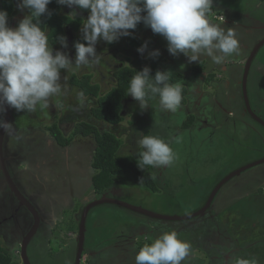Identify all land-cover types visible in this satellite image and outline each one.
<instances>
[{
	"label": "rangeland",
	"instance_id": "rangeland-1",
	"mask_svg": "<svg viewBox=\"0 0 264 264\" xmlns=\"http://www.w3.org/2000/svg\"><path fill=\"white\" fill-rule=\"evenodd\" d=\"M230 0H223V4L226 5L227 2ZM260 1V0H259ZM258 0H236L235 4L231 3L234 6V10L232 8V5L228 3L226 5V18L227 20L230 18L235 19L237 25H229L224 24L226 23V20L224 22H217V24H221L224 27H231L239 40L240 46L242 45L240 41L243 39L247 41L250 45L252 44V36L248 34V28L244 27L249 21L247 20L245 10L249 9V13L252 14V16L259 15L261 20L264 21V4H260L258 7L256 4ZM236 3H238V6H236ZM218 5H220V0H213V6L211 9V12L209 14V19L213 22L215 19V15H218L214 11V8H216ZM66 7V5H63L61 9ZM214 7V8H213ZM257 7V9L255 8ZM27 14V10L24 9L22 11V16ZM68 14L70 16H73L71 12L68 11ZM82 15V14H81ZM77 16V15H76ZM88 16V15H87ZM86 16V17H87ZM86 19V18H84ZM84 22V21H83ZM82 27V25H81ZM263 30H260L259 32L256 31L255 36H259L262 34ZM161 41V46L164 47L163 49L167 50V41L161 36L159 38ZM104 42V50L106 54H110L113 59H111V63H113V66L116 64H119V61H123L126 57V54L124 55V40L123 37H121L119 40L109 44L105 41ZM96 46H99V43L96 44ZM95 46V47H96ZM57 46L53 45V51L54 48ZM100 47H96V51H98ZM56 50V49H55ZM241 50V47H240ZM119 52V53H118ZM168 52V50H167ZM113 54V55H112ZM169 54V52L167 53ZM134 56V55H132ZM147 56V55H146ZM238 55H233L230 57H227L226 60L230 62H233ZM145 59V57H144ZM119 60V61H118ZM180 63L184 66V68H180L179 65H176V63ZM185 62V63H184ZM203 62L204 64V57L201 58L199 61L189 62L187 57L183 54H179L177 56H173L169 54V59H166V62L163 64L164 70L170 69L171 71L175 72H181L185 76L183 77V80H181L180 83L187 86V83L192 81L193 73L191 70V66L194 64H199ZM214 64V67H208L210 65ZM218 64L212 63L211 60H209L208 64L205 67L204 75L209 73L210 70L215 72L214 77L218 78L220 76L222 78L223 73L220 69L217 68ZM107 67L103 63V67ZM103 67H97V64H93L91 66H87L85 69L82 68L80 70H77L75 72H69L66 74L65 77V71L61 70V76H62V85L67 89L66 92H63L60 95H54L49 98L48 105L42 106L41 104H38L35 111L33 112H26V111H15L14 115V125L17 126L18 124L26 125L27 127L31 125V127L34 125L36 126L35 131L32 132L34 136V142L40 146L41 149L46 151V156L50 154V152L45 147V143L47 140H50L51 138H47L46 135L42 133L43 129H47L48 127L52 126L53 124H57L61 121H59V117L63 115V117H66V114L70 116L71 119H77V120H83L88 114V110L90 108V104L87 103L86 99L81 101L78 97V94L73 93L70 89L69 85V79L70 77L75 75H81L83 72H95V79L93 82L100 83L98 79L104 80L103 83H100L101 92H105V89H110L112 82L110 80V77L112 76L111 71L113 69L109 70L104 69ZM249 81H248V98L249 102L251 104V110L260 113V116H263L264 118V45L260 48V50L257 52L254 60L252 69L250 71ZM227 77V74H225ZM188 80H187V78ZM224 79V78H223ZM225 80V79H224ZM223 84V83H222ZM203 88L207 90L210 94L213 95L214 90L212 88V84L210 85V81H207V77H205V82L203 83ZM70 94V95H69ZM71 96L74 97L72 102L67 103V97ZM77 97V98H75ZM158 99H155L150 102L152 106H155L158 102ZM240 104H238L243 111H245V108H242V105H245L242 100H239ZM136 106H139L136 105ZM223 108H227V106H222ZM137 112H140L138 109ZM177 112V111H176ZM155 113L154 108L152 109L151 116L153 117ZM225 114V113H224ZM2 115V112L0 111V118ZM78 115V117H76ZM41 116V119H39ZM245 119L251 123H253L257 130L259 132H262L264 134V126L258 124L255 122L252 116L246 115L244 116ZM62 118V117H61ZM69 118V117H67ZM87 118V117H86ZM154 118V117H153ZM33 122H31V120ZM264 120V119H263ZM169 120L160 119L159 124L164 125L167 124ZM24 122V123H23ZM30 122V124L28 123ZM63 124V122H61ZM12 125V120H11ZM23 126V127H24ZM34 127V126H33ZM10 131L12 130V126L9 127ZM24 130V129H23ZM8 131L5 142H4V155L10 154V150L8 148V142H7V136L11 135V132ZM225 131H228V129H224V127L221 129V131H218L215 135L212 134L211 137L208 138L207 132H203L199 135H194V140L192 142H188L187 139L184 137V139H173L170 138L169 141L171 142L170 146L172 147L173 151L176 154V159H178V163L181 165V167L175 168V163H173L171 167V178H169V184L170 186L174 187L176 190L174 192V198L171 197V190L172 188L169 186L170 194H168L166 191L159 190L161 194L154 193L149 191V189L145 186L144 183L139 184V181H133V179L129 178L127 181V185L131 187L130 197H128L129 200H133L136 203L142 204V206L146 209L152 210L156 213L162 214V215H169L172 213L173 215H188L191 214L198 209H200L205 202L207 201L208 197L212 193L213 189L217 187L221 180L231 174L234 170L241 167L242 165H247L252 162H255L257 160L261 159V152L256 150H251L256 143H260L258 141V136L254 135L252 133V137L247 139H242L241 137L232 136L231 141L230 138L225 137L223 134H225ZM252 132V131H251ZM174 135L177 134V131L173 129ZM159 135H162L159 134ZM184 135V134H183ZM29 135H25L27 138ZM185 136V135H184ZM9 137V136H8ZM93 138L94 135H92ZM82 139L73 141V145L75 143H80ZM214 140V142H211ZM167 141V140H166ZM262 144V143H260ZM248 145H250L248 147ZM248 147V148H247ZM191 150V151H188ZM198 150V151H197ZM19 152V149H17ZM120 151V150H119ZM190 152V155H189ZM48 154V155H47ZM41 155V154H39ZM56 156V154H55ZM182 157V159H181ZM184 157V158H183ZM37 158L39 156L37 155ZM55 158V157H54ZM57 159L60 160V157H57ZM54 160V159H53ZM262 160V159H261ZM22 163L18 165V170L23 172L25 175V179L27 181H35L34 183L41 185V166L38 165L36 167L35 165H31L34 162H31L27 165L25 162L21 161ZM12 164H9V171L12 174V171L14 172V166L15 162H11ZM53 164L55 165L56 162L53 161ZM31 166V167H30ZM261 165L254 166L250 169H247L242 177H245L249 174L256 173L259 170H261ZM179 174V175H178ZM249 178V176H248ZM263 180V178H262ZM119 183V182H118ZM120 184V183H119ZM243 184L242 178H235L232 180L229 179L226 183H224L217 193L215 194L211 206L213 207L212 211L206 213V215L210 216L209 218L206 217L205 223L200 227L191 226L189 227L190 230L186 232L176 231L178 234V237L182 240H185L191 244V252L190 256L183 262V264H229V261L233 260L236 257H245V258H253L255 257L258 260V264H264V213L262 215V218L255 217L256 214H253V212H249V203L248 198L255 199V205L256 207V213H259L260 211V204L262 203L261 200H263L262 196L260 195H253L250 191L247 190L243 193L240 191ZM255 186H258L256 183ZM260 186V185H259ZM40 187V186H39ZM38 187V188H39ZM127 189V187H125ZM148 189V190H147ZM7 190V189H6ZM228 190V191H227ZM28 192H31L30 189H28ZM257 193V191H256ZM4 195L0 194V214L3 215V217H6L10 215V210L14 207L13 202L9 199L8 194L3 193ZM250 194V195H248ZM234 196V197H230ZM258 200V201H257ZM74 203L76 206L73 208H63L64 211L62 212L63 215V221L59 222L60 225L56 227L54 230V234L63 238L64 242L67 244H70L67 253L69 256L61 259H54V260H45L41 263V261H38L35 257L33 258L30 256V259L32 263L37 264H73V254H74V247L71 245V243L74 241V237L71 236H65V234L59 232V230L63 229V231H70L73 235H75V232L78 229V225L76 224V221H74L73 218L78 217L80 214V200H75ZM239 204L243 206L244 204L247 205V209L241 208L237 206L236 204ZM38 204L40 207H44V204L41 203V200L39 199ZM254 208V206H252ZM264 209V208H263ZM20 210V209H19ZM47 213L49 214L50 211L48 209ZM239 210H242L247 213L239 212ZM17 212V210H15ZM44 211V210H43ZM18 213V212H17ZM94 216H99L101 218V222L104 219L106 224L105 225V231H98L97 228H94V235H101L103 237H109L111 234L114 233V230L117 228H124L129 223L130 217L131 218H137V214L130 213L127 210H124V208H119L115 206H103V207H93V211L90 212V215L88 218ZM21 214V211H19V215ZM253 214V216H252ZM92 215V216H91ZM53 216V215H52ZM2 217V218H3ZM54 217V216H53ZM98 218V217H97ZM204 219V217L195 218L194 220H190L191 222L195 221L197 225H200V222ZM153 220V219H151ZM262 223L260 224V222ZM154 221V220H153ZM153 221H149L150 223H153ZM190 221L183 222L181 225H185L187 222L191 223ZM7 224H12L11 222H7ZM234 224H240L239 226H242V228L235 229ZM263 224V225H262ZM53 225V221H52ZM120 226V227H119ZM87 227L92 229V222L91 219L87 220ZM9 226L0 227V231H7ZM214 230V231H213ZM168 231V230H167ZM213 231V235L219 239L221 242V246L224 248H219L218 252L215 256L212 255V250L205 248V245L203 244V241H201L200 236L207 235L209 232ZM59 232V233H58ZM90 234V230L87 231L86 236ZM103 234V235H102ZM162 234V233H161ZM160 234V235H161ZM158 234H152L148 236V240L152 242L153 239L158 237ZM86 238V237H85ZM210 238V236H209ZM235 238H239L238 246H241L237 252V248L235 244H233V241H236ZM94 239H100L99 236H96ZM93 239V240H94ZM213 237L211 238V240ZM86 241V239H85ZM139 243L141 240H138ZM101 242V241H100ZM137 244V242H136ZM92 245V244H91ZM94 245V243H93ZM92 245V247H94ZM227 246V247H226ZM87 247V245H85ZM226 247V248H225ZM50 248L52 251H57L59 248V245L56 243V239H52L50 243ZM105 246L98 247V250L103 253ZM137 251H139V247H135ZM135 250V251H136ZM103 251V252H102ZM215 251V250H214ZM241 251V252H240ZM50 252V251H49ZM89 252L86 250L84 251L82 264H88V257ZM35 254V253H34ZM137 254V253H135ZM55 256V255H54ZM214 261V262H213ZM213 262V263H212Z\"/></svg>",
	"mask_w": 264,
	"mask_h": 264
},
{
	"label": "flooded vegetation",
	"instance_id": "flooded-vegetation-1",
	"mask_svg": "<svg viewBox=\"0 0 264 264\" xmlns=\"http://www.w3.org/2000/svg\"><path fill=\"white\" fill-rule=\"evenodd\" d=\"M17 3L18 2H16L14 4L13 11H12L11 15L8 16L9 26H11V27H16L19 20H21L24 17V16H22V11L17 8ZM73 8H75L77 16H79L82 19V23H83L84 18H87L86 16L89 15V12L81 11L77 6H73L72 8H70L67 5H66V7L63 8V10L61 9V11L68 13V11L72 12ZM0 10H1V2H0ZM222 13H223L222 14L223 19L222 20L214 19L213 22H216V20L219 23L224 22L226 20L225 19L226 14H225V12H222ZM27 14H28V11H27ZM71 17H76V16L73 15ZM82 23H81V25H82ZM224 24H229V20H226V23H224ZM81 25L75 31H69V30L67 31V34H66L67 47L66 48L63 47V45H61L60 42L52 44V46L53 45L57 46L56 48H54L53 52L55 53L56 50L66 52L69 55V57L74 60V57H75L74 44H75V42L78 40L81 42H84L83 37H82V33L80 31ZM129 31L132 33V35L122 36L123 40L125 42V44L123 45L124 46L123 51H124V55L126 54V57L123 61L118 60L119 64H116V66L114 65L113 66L114 68H112L113 63H111V59H113V57L110 54L109 55L106 54L105 50L103 49L104 48L103 47L104 46L103 40L98 41L99 46H96V47H100V49L97 51V53L100 56V62L97 64V67H103V63H104L105 65H107V67H109V68L111 67L110 69H113V70H110L111 74H112V76L110 77V80L113 84V85H111L110 89H112L116 86L115 72L117 71V69H119L121 67L136 68V67H141L143 65H148V63L150 61V56L148 55L149 52H151L155 49H159V51H160L159 56H161L162 59H164L162 62V65L166 62V59H169V54H167L168 53L167 50L166 49L164 50L163 49L164 47L161 46V41L159 40L161 35L154 34L151 29L146 30V31H141V32L132 31V30H129ZM131 36H135V37L140 38V40L142 41V44L145 41L148 42L147 48L143 54H141L137 51L138 48H133L132 46H130L128 44L127 39ZM263 39H264V35L262 37H259V38H258V36L253 35L252 40H251V42H252L251 45L247 41H245L243 39L241 40L244 42V43H242L244 46L251 49L247 55V58H246L244 64L241 65L240 70H238V72H233L235 75L234 78H233L232 74L230 73V71L227 72L228 78H229V76H230V78H233V80L231 81V83L228 86H226L225 80H221V79L218 80L217 77L216 78L214 77L213 79H211L210 85L211 84L213 85L212 88L214 90V93L212 95L209 92H206V94H205L206 98L203 101H201L200 105H199V101L192 103L191 100L189 99L188 93H186L185 102L181 103V106L177 110V112L163 111V110H161L158 103L155 106L149 105V107L146 110L142 111L139 108V106H136V105H138V102L135 101L131 97V95H128L120 114L123 117L127 112H132V111L137 112L136 110L138 109L140 111L138 113H142L143 115H145L147 117L148 113L150 114L152 112V109L154 108L155 113H152V114H154L153 115L154 117H158L157 119L162 118L165 120H169L167 122V124L163 125L164 126L163 129L165 130V132H169V131L175 129L177 131L176 135H174V133H172V132H170V133H172V136L174 135L179 140L183 139L181 137V136H183V137H187V138H189V140L193 141L195 138V137H193L194 135H199L203 132H207V136L209 138L212 136V134L215 135L218 131H221V129L223 127H224V129H228V131H225V134L222 133V135H224L227 138H230L231 140L233 139L232 136H235L236 134H237V136L241 137L242 139L247 138L246 133H249L251 130H249V128H245V126L247 127L248 123L250 124L249 126H251V123L249 121H247L244 116L249 115V112L246 109V105H242L243 106L242 108L246 109L245 111H243L241 109V107L238 105V104H240L239 100H242V104H243V102L245 103L244 96H243V88H242L243 68H244V65H245L247 59L250 57L251 53L253 52V50L256 48V46H258L260 44V42ZM49 44L51 45V43H49ZM263 45H264V43L257 48V50L255 52V56ZM132 55H134V56H132ZM255 56H254V58H255ZM144 57H145V59H144ZM254 58H253V60H254ZM209 59L210 58L207 57V60H208L207 63L209 62ZM253 60H252V64L250 66V70L248 72L247 79H246V91H247V87H248L249 76L251 73L250 71H251L252 65H253ZM176 65H179L180 68H184V66L181 65L179 62L176 63ZM214 66L215 65L212 64L208 67H214ZM107 67L105 66L103 68L106 70H109ZM83 68L85 69L86 67H83ZM217 68H218V66H217ZM160 69L164 70V67H161ZM204 69H205V67H204ZM191 70H192V68H191ZM208 74H212L214 76L215 72L210 70V72L205 74V75H204V71L200 75L193 74V78L191 80L193 82H198L199 84L203 85V83L205 82V77ZM82 75H90L92 77L91 78L92 83H96L98 85H100V83L104 82V80H101V77H103V76H101L100 79H98L99 81H101L100 83H98L96 81L93 82L95 79V72L94 71L83 72L81 75H78V76L81 77ZM187 80H188V78H187ZM219 81L221 83H223L222 85H223L224 89H222V92L219 90V87H217V84L220 83ZM69 85L71 86L70 89L72 91V94L73 93L75 94V92H76L75 88L76 87L71 83L70 79H69ZM110 89H105V87H104L103 90H106V91L101 92V87H100L99 95L100 96L104 95ZM75 98H77V97H75ZM211 98H214L216 101L222 98L223 105L224 106L226 105L227 108L222 109L221 108L222 106L221 107L216 106L215 102H213V103L210 102ZM247 98H248V92H247ZM73 99H74V97L72 98L71 96H68L67 97V103L72 102ZM85 99H86L87 103L90 104V108H89L88 114L86 116L87 118L85 117V119H83V120H77V119H71L70 116H68L67 114H66V117H63V115H61L59 117V119H60L59 121L63 122V124H61V122H59L57 124L56 123L53 124L52 126L48 127L47 129H43L42 133L44 135H46L47 138L48 137L51 138L50 140H47V142L45 143V147L50 152L49 155L47 154L48 156H46L47 152L42 150V149H41V152L39 153L40 146H38V144L33 141L34 136H36V135H33V133H32L35 131V128H36L34 123H33L34 127L33 126L31 127L32 124H30V122H28L30 124L29 127H27L26 125L24 126L21 123L18 124L17 126H15L14 125L15 111H14V108L9 106L10 111H11V117L9 119V124H11V120H12V125H8L7 131L5 130L4 138H3V145H2V154H3L5 168H6L7 173L9 174L11 179L13 180V182L19 188V190L36 207L38 217H39V224H38L36 230L31 234L29 242L27 244L26 252H27L29 261L31 263H32V261L30 259V256H32L33 258L35 257L38 261H41V263L45 260H54L56 258L61 259L62 257L65 258V257L69 256V254L67 253V249H68L70 244L65 243L63 241L64 240L63 238H61L60 236L58 238V236L55 235L53 232L54 228L56 229L55 221L57 220L56 218L53 217L54 216L53 211H51V210H53V208L49 209L50 213L48 214L45 207L39 206V204H38L39 199L41 200L42 204H46L47 203L46 200L50 197L48 195L54 194V195H57L59 197H61L63 195L66 198H69L68 200L70 201V203L72 202L73 199H78V200H80V203H82L81 198L83 196H88L91 200L89 203H87V205H88L91 202H93L95 199L101 197L102 195H111V196L117 197V199L120 198L119 200H121V199L127 200L126 202H128V203L141 206L139 203H136L133 200L128 199V197H130V193H133V192H131V187H129L130 189H125V187H127L125 182L127 183L129 175L123 174L124 172L122 174L115 175L113 177L112 183L107 188L103 189L101 192H98L96 190L95 185H94V181H93V175H92L93 172H95V170H96L93 163H94V152L96 150L97 144H96L95 138L92 137V135H94L95 132L92 131L87 135H82V134L77 135V136L75 135V137L72 139V141L69 144H61L56 139V137L54 136L55 134L53 133V130H52V127H54V125L58 128V130L60 131V133L62 134V136L64 138H68V137H71V135L74 133L75 126L77 123L86 122V121L94 123L96 125L97 131H99V133H102L104 131H108L109 133H112L110 130L111 129L110 127L113 124H107V123L105 124L104 122L96 123L94 121V119L91 118V108H93L95 106V101L89 97H85ZM248 103H249V106L251 108L249 98H248ZM198 107L201 111H199L197 109ZM0 111L2 112V115H1L2 118H0V122H3L4 117H5V110H4L2 104H0ZM253 112L257 116L264 119L263 116H260L261 115L260 113L258 114V112H256L255 110ZM67 117H69V118H67ZM76 117H78V115ZM190 117H192V121H191L190 126H185L186 121ZM39 119H41V116ZM30 120H31V122H33L32 119H30ZM242 122H243V124H242ZM255 122L260 124L256 120H255ZM230 125L232 128L230 127ZM10 126H12L11 131L9 129ZM0 129H1V127H0ZM246 130H249V131H246ZM8 131L11 132V135H8L9 137L7 136L8 148L11 152H10V154H6V156H5L4 155V142H5V138H6ZM256 132L260 134V132L257 129H256ZM25 135H29V136H27V138H26ZM170 136H171V134H170ZM79 139H82L81 140L82 142H80L79 144L75 143L73 145V141H76ZM86 144H88V145L86 146ZM17 149H19V152L17 151ZM39 154H41V155H39ZM55 154H56V156H55ZM37 155L39 156V158H37ZM57 157H60V160L57 159ZM89 157H92L91 161H90ZM135 159H138V158L136 157ZM261 159H264V150L261 152ZM13 161L15 162V166H14V172L12 171V174H11L8 167H9V164H12L11 162H13ZM21 161L25 162L26 165H27L26 161H28V164H30L31 162H34L31 165H35V166L40 165L41 166V185L34 183L32 181V179L30 182L27 181V179H25V175L23 174V172L18 170V165H19V163L20 164L22 163ZM53 161L56 162L55 165L53 164ZM79 162L86 164V166H87L86 172H83V169L80 166L81 164H79ZM243 166H245V165H242L241 167H243ZM125 170H127V168H124V171ZM130 170H131V176H133V178H134L133 170L132 169H130ZM170 171H171V167H169V166H165V167H161V168H150V167H148L144 170H141L139 168V172H140L139 177L134 178V179L136 180V179H139L141 176H143L144 177L143 183L149 189V191L151 189L148 187L147 180L151 179L153 181L154 185L157 187V191H152V190L151 191L154 193H158V194H161L159 192V190L166 191L168 194H170V189L172 188L171 197L174 198V196H175L174 192L176 189L173 186L171 187L169 184V178H171V176H170L171 172ZM244 173H245V171H243L240 175L232 178V180L235 178H242L243 179V184H242L240 191H243L245 188L251 187L252 185H255L257 183L258 185L261 186V187L258 186L257 189L258 190L262 189L260 194H261L262 198L264 199V163L261 166V170H259L255 174L252 173V174H249L245 177H242ZM50 175L53 177L52 179L50 178ZM248 176H249V178H248ZM224 178L222 180H224ZM262 178H263V180H262ZM123 180H124V184L122 183V185H120ZM169 186L171 188H169ZM28 189H30L31 192H28ZM5 191L8 194L9 199L13 202L14 207L10 210V215H8V216L3 217V215L0 214V227H2V226L8 227L9 226V228L6 229L7 230L6 232L3 231L4 229L0 231V237L5 238L7 240L6 243H7L8 248L12 249L13 252L16 254V256H20V248H21L20 244L22 243L24 238L31 232V229L33 226V218L31 215H29V213L26 211V209L24 207H19L18 201L11 194V192L8 188L6 178L3 174L2 168L0 166V194L4 195L3 193H5ZM162 196H164V195H162ZM50 200H51V197L49 198V202H50ZM249 200H250V198H249ZM68 203L69 202H67V205H68ZM0 206H1V204H0ZM65 207L73 208V206H65ZM121 208H123V207H121ZM212 209H213V207H209L208 210L205 212V214L202 215L204 217V219L200 222V225H197L195 221L191 222L190 220H194L195 218L197 219V218L202 217V216L193 217L192 219L186 220V221H190L191 223L187 222L185 225H181L183 222H185L184 220H164V219H155V218L147 217L148 219L146 221H153L154 220L153 223H151L152 229H151V231H149L148 234L152 233V234L160 235L163 231H167V230L168 231H178V232L181 231L183 233V232L188 231V229L190 230L189 227H191V226L200 227L205 223L204 221H205L206 217L207 218L210 217L209 215L207 216L206 213L209 214V212H211ZM15 210H17L18 213ZM124 210H127L133 214H137L138 216L141 215V214L135 213V212H133L127 208H124ZM19 211H21L20 215H19ZM169 215H173V214L170 213ZM141 216H144V215H141ZM177 216H181V215H177ZM151 219H153V220H151ZM52 221H53V225H52ZM7 222H11L12 224H7ZM77 232L78 231L75 232V235H73L70 231L64 232L62 230V232H61V233L65 234V236H69V237L73 236L74 237V239H73L74 241L71 243V245H73V247H74V251H73L74 254L72 257L73 260L76 257V251H77V242H76ZM212 233H213V231L209 232L207 235L200 236V239H201V241H203L205 248L212 250V255L215 256L217 253H219L218 249L224 248V247L221 246L219 239L216 238ZM209 236H210V238H209ZM212 237H213V239L211 240ZM90 238H91V236L89 234L85 238L86 239L85 245H87V247H85V249H86V252L87 251L89 252L88 253L89 254L88 264H115V260H111V255L107 253L105 248L103 249L104 252L102 251L103 253H101L100 251H98V253H97L96 249H94V248H96V246H98V245L100 246L101 240H96L97 241L96 242L95 239L93 240V238H91V239ZM52 239H56V243L59 245V248L57 251H52L50 248V243H51ZM235 239H236V241H233V244H235L236 247H238L237 248V252H238V250H239V248H241V246L237 245L239 243V240L237 238H235ZM93 243H94V245H93ZM91 244L94 247H92ZM141 244H142L141 242L140 243L137 242L136 247H139V249H140ZM137 252L138 251L136 250L135 253H137ZM82 258H83V256L80 258V262H81ZM20 261H21V259H20ZM32 264H37V263H32Z\"/></svg>",
	"mask_w": 264,
	"mask_h": 264
},
{
	"label": "clouds",
	"instance_id": "clouds-1",
	"mask_svg": "<svg viewBox=\"0 0 264 264\" xmlns=\"http://www.w3.org/2000/svg\"><path fill=\"white\" fill-rule=\"evenodd\" d=\"M51 2L18 0L17 8L21 11L27 8L29 14L16 27L9 26L7 11L0 10V104L7 103L18 112H33L38 104L46 107L50 97L67 91L61 83V70L66 78L69 72L98 64L100 56L95 47L98 41L111 44L122 36L132 35L129 30L136 29L141 22L167 41L169 54H183L189 62L208 57L212 63L221 64L227 57L240 54L235 31L209 19L213 0H57L58 4L89 12L80 29L84 42H75L73 60L66 52H53L49 36L41 27L40 18L45 13L52 15L47 7ZM71 14L77 15L75 8ZM55 39L67 47L64 35ZM147 45L145 41L137 51L143 54ZM148 55L155 58L160 51L155 49ZM172 73L170 69H158L153 75L151 68L144 66L130 79L127 95L138 102L142 111L151 105L149 98L158 96L161 110L176 112L183 100L182 85L170 83ZM78 97L83 101L84 92L80 91ZM5 125L11 124L0 122V127L7 131ZM138 144L142 151H138L137 166L141 170L171 166L176 160L170 141L144 135ZM143 182L141 176L139 184ZM190 252L191 244L180 239L176 231H163L139 249L135 264H183ZM229 264H258V260L241 256Z\"/></svg>",
	"mask_w": 264,
	"mask_h": 264
},
{
	"label": "crops",
	"instance_id": "crops-1",
	"mask_svg": "<svg viewBox=\"0 0 264 264\" xmlns=\"http://www.w3.org/2000/svg\"><path fill=\"white\" fill-rule=\"evenodd\" d=\"M235 1L236 0H230L229 2H227L226 5H228V3L235 4ZM256 4H259V5H257L259 7L260 4H262V5L264 4V0H260V1L258 0V2H256ZM226 5L223 4V0H220V5H218L216 8L213 7L214 11L216 13L225 12ZM236 6H238V3H236ZM232 8L234 10L233 5H232ZM255 8L257 9V7H255ZM245 13H246L247 20L249 22L244 27L248 28L247 29L248 34L253 36L254 34H256V31L259 32L260 30H263L262 34L260 35V37H262L264 35V21L261 20L262 17H260L259 15L252 16V14L249 13V9H246ZM225 14H226V12H225ZM225 19L227 20L226 17H225ZM228 20H229L230 25H233V26L237 25L235 19L230 18ZM216 22H217V20H216ZM216 22H213V23H216ZM258 38H259V36H258ZM240 43L242 44L244 42L240 41ZM240 47H241L240 54L238 55V57H236V59L233 62H230V60L227 61L225 59V61L223 63L217 65L218 68L223 73L222 75H224V76H222V78L220 76H218V80H220V79L224 80L225 79L226 86H228L231 83V81L233 80V78L235 76L233 72H238V70H240L241 65L244 64V62L247 58V55H248L249 51L251 50L250 48L244 46L243 44ZM207 61H208L207 57H204V65L205 66L208 64ZM229 71L232 74L233 78H230V76H229V78H228V76L227 77L225 76V74H227V72H229ZM187 86H186L187 93L189 95V99L191 100V102L194 103L196 101H199V105H200L201 101H203L206 98L205 94H206L207 90H205L203 88V86L201 84H199L198 82H193V81L190 82L189 81L187 83ZM217 87H219V90L221 92H222V89H224L221 82L219 84H217ZM210 102H212V103L215 102V105L219 106V107L224 106L223 102H222V98L217 100V101L214 98H211ZM221 108L223 109V107H221ZM197 109L199 111H201L199 109V107ZM153 117L151 116V113L150 114L148 113V115L146 117L142 113L133 112V111L127 112L123 116V119L119 123L113 124L110 127L112 134L121 140V145H120V147L117 151V154H116V157L118 159H122L125 157L127 158L128 156H132V157L136 156L138 158V156H139L138 151H142V149H140V147H139L138 141L144 135H155V136H158V137L164 139L165 141L166 140L169 141L170 138H172V140L176 138L174 135L172 136L173 130H171L169 132H165V130L163 129L164 126L163 125L160 126V124H159L160 119H157L158 117H154V118ZM242 124H243V122H242ZM249 125L250 124L248 123L247 127L245 126V128H249V130L253 131L255 134L251 131L249 133H246L247 139L252 137V133L254 135L258 134L257 140L258 141L261 140L260 143H262V144H260L258 142L250 149L252 151L256 150V151L262 152L264 150V134L262 132H260V134L257 133L256 132L257 128L253 123H251V126H249ZM230 127H231V125H230ZM249 130H246V131H249ZM170 132H172V133H170ZM161 133H162V135H159ZM170 134H171V136H170ZM181 137L184 139L183 136H181ZM185 138L187 139L188 142H192L191 140H189V138H187V137H185ZM231 141L233 142V140H231ZM212 142H214V140H212ZM87 145L88 144H86V146ZM249 146L250 145H248V147ZM188 151H191V150H188ZM191 152H193V151H191ZM189 155H190V152H189ZM89 158L91 161L92 157H89ZM178 159H180V158H178ZM178 159H176L174 163H175V168L179 169L181 167V165L178 163V161H177ZM181 159H182V157H181ZM79 164H81L80 166L82 167L83 172H86L87 171L86 164L80 163V162H79ZM36 167H38V166H36ZM125 171H123L124 172L123 174L129 175L128 179L131 178L135 182L139 181V179L135 180L133 178V176H131V170L129 168H127V170H125ZM97 173L98 172L96 170H95V172H93V174H92L93 178ZM50 178L52 179L53 177L50 175ZM33 182H35V181H33ZM122 183L124 184V180L121 182L120 185H122ZM125 184L128 187L127 189H130L129 188L130 186H128L126 182H125ZM258 186L252 185L251 187L245 188L241 193L245 192L246 190L248 192V190H249L250 193L251 194L253 193L254 196L255 195L261 196L260 192L262 191V189L258 190L257 189ZM256 191H257V193H256ZM248 195H250V194H248ZM48 196L51 197V200L49 202V198H50L49 197L46 200L47 203L44 204V207H45V209H48V210L53 208V210H51V211H53L54 218L57 219V220L55 219L56 220L55 221V224H56L55 227H57L60 225L59 222L63 221V215H62V212L64 211L63 208H67L65 206H73V209H74V207L76 206L74 201L78 200V199H73L72 202L70 203V201L68 200L69 198H66L63 195L61 197L54 195V194H51ZM107 197L110 199L117 200V197H114L111 195H107ZM118 199H120V198H118ZM121 200H123V199H121ZM81 201H82V203H80V207H79V208H81L80 209L81 212L78 215V217L73 218L74 221H76L77 225H79L82 211L87 206V203H89L91 200L88 196H83L81 198ZM123 201H127V200H123ZM248 201H249V198H248ZM67 202H69L68 205H67ZM254 202H255V199L250 198V202H248L249 206H250L249 212H253L255 210V212H253V214H256L255 217L260 216V219H261L262 215L264 213V209H263L264 208V199L261 200L262 203L260 204L261 207H259L260 208L259 213H256V207H255V205H252V204H255ZM140 205L142 206V204H140ZM103 206H115V207L121 208L120 206L113 204V203L101 204L98 207H103ZM252 206H254V208ZM92 211H93V208H91L87 214L86 233H87V231L90 230L89 235L91 236V238L94 239V238H96V236L100 237V239H95V241L101 240L100 246H105L107 253L111 255V260H115V264H135V256H136L135 247L137 246L136 242H139L138 240H141L140 242L142 244H148V241H149L148 236L150 234H148V233L152 229V224L149 221H146L148 219L147 216H145V215L141 216L140 215L136 219L130 217V219H132V220H130L129 223L124 224V225H126L124 228H121V229L117 228V230L115 229L114 233L111 234V236L103 237L101 235L95 236L94 235V233H95L94 228H97L98 231L101 230L104 232L105 231V225H103V224L104 223L106 224V222L104 219L102 220L103 222H101V218L99 216H97L98 218L96 216H94V214H96V213L92 214L93 218L92 217L88 218V216L90 215V212H92ZM253 214H252V216H253ZM89 219H91V222H92V229L87 227V220H89ZM54 230H55V228H54ZM54 230H53V232H54ZM62 230L63 229L59 230V232ZM77 231H78V229H77ZM101 231H100V234H101ZM100 246L98 245V246H96V248H94V249H96L97 253L99 251L97 248Z\"/></svg>",
	"mask_w": 264,
	"mask_h": 264
},
{
	"label": "trees",
	"instance_id": "trees-1",
	"mask_svg": "<svg viewBox=\"0 0 264 264\" xmlns=\"http://www.w3.org/2000/svg\"><path fill=\"white\" fill-rule=\"evenodd\" d=\"M1 2V10H6L8 16L11 15L14 4L18 2V0H0ZM63 5L58 4L57 0H52V2L47 6L49 11H51L52 15L49 17L47 13H45L40 19L43 22L41 27L49 36V43L55 44L59 42L55 39L59 35H64L66 37L67 31H75L82 23V19L79 16L71 17L68 13L61 11V7ZM79 8V7H78ZM27 9V8H26ZM80 9V8H79ZM81 11L88 12V10L80 9ZM29 14V9H27ZM143 14V13H142ZM151 29L150 27H146L143 22L137 25L136 29L132 31H146ZM127 42L133 48H139L142 45V41L140 38L131 36L127 39ZM161 56L152 58L150 57V61L148 65H143L141 67H121L117 69L115 72L116 86L106 92L104 95L100 96V85L96 83H92L90 75H82L81 77L73 74L70 78L71 83L76 87V94L80 91H83L85 97L92 98L95 101V106L91 108V118L94 119L96 123L105 124H116L119 123L123 117L120 114L123 108V105L128 97L127 89L129 87L130 79L135 75L136 70H141L144 66H149L151 68L152 74L154 75L156 70H161L163 67ZM204 71V64H194L192 66V73L195 75H200ZM184 74L181 72L175 71L172 73L170 83H177L183 80ZM207 81L209 82L214 78L212 74H208ZM182 85V95L183 100L182 103L185 102V96L187 93L186 87ZM157 97L149 98V102L157 99ZM192 121V117H190L185 126H190ZM54 136L61 144H69L75 135H87L90 132H95V140H96V150L94 152V167L98 172L94 178V185L98 192H101L103 189L107 188L113 181V177L118 174H122L124 168H130L133 170L134 178L139 177V167L137 166V159L132 156H128L127 158L118 159L116 157L117 151L121 145V140L117 138L112 133L108 131H104L99 133L97 131V127L92 122H79L75 126V131L71 135V137L64 138L58 128L54 125L52 127ZM148 187L152 191H157V187L154 185L151 179L147 180ZM234 197V196H230ZM237 206L247 209V205H239ZM239 212L247 213L242 210ZM235 229L242 228L239 226L240 224H234ZM7 240L5 238L0 237V264H21L19 256L13 252L12 249H9L7 246ZM151 243L150 241L148 244ZM144 244H141V247Z\"/></svg>",
	"mask_w": 264,
	"mask_h": 264
},
{
	"label": "water",
	"instance_id": "water-1",
	"mask_svg": "<svg viewBox=\"0 0 264 264\" xmlns=\"http://www.w3.org/2000/svg\"><path fill=\"white\" fill-rule=\"evenodd\" d=\"M264 43V39L260 42V44L258 46H256V48L253 50V52L251 53L250 57L247 59L244 68H243V79H242V88H243V96H244V100H245V105H246V109L249 112V114L256 120L258 121L261 125L264 126V120L257 116L250 108L249 103H248V98H247V91H246V79H247V75L248 72L250 70V66L252 64V60L255 56V52L257 50V48L259 46H261ZM3 108L5 110V117L3 122H7L9 123V119L11 117V111H10V107L9 105H7V103L2 104ZM8 125H5V127L7 128ZM4 133H5V129L1 127L0 129V166L2 168L3 174L6 178V182L8 184V188L11 192V194L15 197V199L18 201L19 203V207H24L26 209V211L29 213V215L32 216L33 218V226L31 229V232L24 238V240L22 241V243L20 244L21 248H20V258L23 264H32L29 261L28 255H27V244L29 242L30 236L31 234L36 230L38 224H39V217H38V213H37V209L36 207L23 195V193L19 190V188L16 186V184L13 182V180L11 179V177L9 176V174L6 171L5 168V164H4V159H3V154H2V145H3V138H4ZM264 163V159L262 160H257L255 162H252L250 164H247L243 167L238 168L237 170L233 171L231 174H229L228 176H226L224 178V180L221 181V183L215 187L212 191V193L210 194V196L208 197L207 201L205 202V204L198 209L197 211L188 214V215H183V216H177V215H162L159 213H156L152 210L146 209L142 206H138V205H134L131 203H128L126 201L123 200H114V199H110L107 197V195H102L101 197L95 199L93 202H91L90 204H88L84 210L81 213V217H80V222L78 225V232H77V236H76V242H77V251H76V257L74 259L73 264H79L80 263V258L81 255L83 253V250L85 248V237H86V218H87V214L89 212V210L93 207L99 206L101 204H105V203H113L116 204L120 207L123 208H127L135 213L141 214V215H145L149 218H155V219H164V220H189L192 219L193 217H198V216H202L205 214V212L208 210V208L211 206L212 200L215 196V194L217 193V191L219 190V188L225 183L227 182L229 179L236 177L238 175H240L243 171H246L247 169H250L254 166L260 165Z\"/></svg>",
	"mask_w": 264,
	"mask_h": 264
},
{
	"label": "built area",
	"instance_id": "built-area-1",
	"mask_svg": "<svg viewBox=\"0 0 264 264\" xmlns=\"http://www.w3.org/2000/svg\"><path fill=\"white\" fill-rule=\"evenodd\" d=\"M215 19H220L222 20L223 17H222V13H218V15H215Z\"/></svg>",
	"mask_w": 264,
	"mask_h": 264
},
{
	"label": "bare ground",
	"instance_id": "bare-ground-1",
	"mask_svg": "<svg viewBox=\"0 0 264 264\" xmlns=\"http://www.w3.org/2000/svg\"><path fill=\"white\" fill-rule=\"evenodd\" d=\"M19 257H20V256H19ZM20 259H21V258H20ZM82 259H83V258H82ZM81 262H82V260H81ZM81 262H80V263H81Z\"/></svg>",
	"mask_w": 264,
	"mask_h": 264
}]
</instances>
